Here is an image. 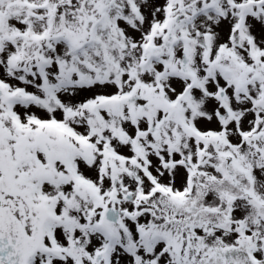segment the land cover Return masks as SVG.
Wrapping results in <instances>:
<instances>
[{
  "label": "snow or ice",
  "instance_id": "1",
  "mask_svg": "<svg viewBox=\"0 0 264 264\" xmlns=\"http://www.w3.org/2000/svg\"><path fill=\"white\" fill-rule=\"evenodd\" d=\"M0 264H264V0H0Z\"/></svg>",
  "mask_w": 264,
  "mask_h": 264
}]
</instances>
